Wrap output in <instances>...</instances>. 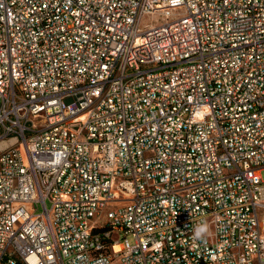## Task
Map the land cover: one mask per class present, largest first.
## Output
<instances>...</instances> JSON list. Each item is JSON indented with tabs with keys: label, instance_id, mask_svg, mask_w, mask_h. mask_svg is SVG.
Returning a JSON list of instances; mask_svg holds the SVG:
<instances>
[{
	"label": "built area",
	"instance_id": "1",
	"mask_svg": "<svg viewBox=\"0 0 264 264\" xmlns=\"http://www.w3.org/2000/svg\"><path fill=\"white\" fill-rule=\"evenodd\" d=\"M3 143L0 264H264V0H0Z\"/></svg>",
	"mask_w": 264,
	"mask_h": 264
},
{
	"label": "rangeland",
	"instance_id": "2",
	"mask_svg": "<svg viewBox=\"0 0 264 264\" xmlns=\"http://www.w3.org/2000/svg\"><path fill=\"white\" fill-rule=\"evenodd\" d=\"M183 15H184V10L175 11L173 13V18L170 21L158 15L146 16L143 19L142 29L147 30L148 28L151 27H159L167 22H171L172 20L181 19ZM262 177L264 179V171L262 172Z\"/></svg>",
	"mask_w": 264,
	"mask_h": 264
},
{
	"label": "clouds",
	"instance_id": "3",
	"mask_svg": "<svg viewBox=\"0 0 264 264\" xmlns=\"http://www.w3.org/2000/svg\"><path fill=\"white\" fill-rule=\"evenodd\" d=\"M204 231V228L203 227H201L200 229H198V231H197V235L199 236L200 235V233H202Z\"/></svg>",
	"mask_w": 264,
	"mask_h": 264
},
{
	"label": "bare ground",
	"instance_id": "4",
	"mask_svg": "<svg viewBox=\"0 0 264 264\" xmlns=\"http://www.w3.org/2000/svg\"><path fill=\"white\" fill-rule=\"evenodd\" d=\"M7 144L3 143L0 147L3 148L4 146H6Z\"/></svg>",
	"mask_w": 264,
	"mask_h": 264
}]
</instances>
